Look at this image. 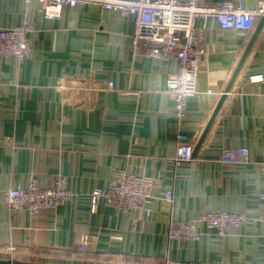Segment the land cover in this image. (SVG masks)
I'll return each mask as SVG.
<instances>
[{
  "label": "crops",
  "instance_id": "obj_1",
  "mask_svg": "<svg viewBox=\"0 0 264 264\" xmlns=\"http://www.w3.org/2000/svg\"><path fill=\"white\" fill-rule=\"evenodd\" d=\"M25 20L36 29L28 38L31 56L22 63L0 58V259L264 264V30L193 160L176 168L178 135L195 149L254 31L245 37L208 22L197 94L179 121L166 87L178 61L147 57L142 45L135 52L133 16L86 5L46 18L38 1L0 0V30ZM239 147L249 149V162L221 160ZM116 170L158 178L162 188L142 209L120 212L101 200L92 212L91 192L107 186ZM58 175L68 178L71 203L38 215L6 206L7 190L33 180L50 187ZM165 189H173L172 204L162 198ZM208 211L244 213L248 220L225 237L201 228L197 241L169 239L171 222L196 221ZM86 232L91 241L81 253Z\"/></svg>",
  "mask_w": 264,
  "mask_h": 264
},
{
  "label": "built area",
  "instance_id": "obj_2",
  "mask_svg": "<svg viewBox=\"0 0 264 264\" xmlns=\"http://www.w3.org/2000/svg\"><path fill=\"white\" fill-rule=\"evenodd\" d=\"M26 3L33 0H24ZM42 4L46 18H54L64 8L95 5L118 12L124 16H133L131 46L135 52L142 45L146 56L168 60L174 57L178 61V71L167 81V90L174 101L173 113L182 121L187 114V105L191 97L197 94V76L199 63L205 53L203 31L210 20L215 21L222 30H234L242 36H249L264 16V5L247 8L239 0H35ZM199 23L202 26L199 28ZM264 30V26L263 29ZM34 24L25 20L23 24L0 30V58L12 56L22 63L31 56L30 35L35 33ZM107 87L112 88L109 82ZM194 146L190 138L180 133L173 157L177 168L193 160ZM250 151L246 147L231 148L223 152L224 163L249 162ZM262 191V220L264 222V162L260 164ZM161 180L152 176L135 175L116 170L107 186L97 187L90 194L91 211L95 212L102 200L106 206L120 212L138 210L145 207L146 201L156 189H161ZM163 200L172 204L173 189H165ZM74 193L69 188L67 176L58 175L50 187H43L31 181L26 187L9 189L4 194L6 206L13 211L38 215L43 211L69 204ZM248 220L244 213L225 211L205 212L198 220L191 222H171L168 237L171 240H199L202 229L214 231L219 237H225L230 231L241 227ZM91 241L90 234L83 233L78 251H87ZM13 252L14 247L8 248ZM164 264H191L172 262L165 259Z\"/></svg>",
  "mask_w": 264,
  "mask_h": 264
},
{
  "label": "water",
  "instance_id": "obj_3",
  "mask_svg": "<svg viewBox=\"0 0 264 264\" xmlns=\"http://www.w3.org/2000/svg\"><path fill=\"white\" fill-rule=\"evenodd\" d=\"M263 26H264V16L259 20V22H258V24H257V26H256V28H255L252 36H251V39L247 45V48H246V50H245V52H244V54H243V56H242V58L238 64V66H237V68H236V70H235V72H234V74H233L222 98L220 99L215 111L212 114L211 119L209 120L204 132L202 133L199 141L196 144L193 155H195L197 153V151L199 150V148L203 144V141L205 140L207 134L209 133V130L213 124V121L215 120L219 110L221 109V107H222V105L226 99L227 94L230 92V90H231V88H232V86H233V84H234V82H235V80H236V78H237V76H238V74H239V72H240V70H241V68H242V66H243L252 46H253V44H254V42H255V40L257 39L260 32L262 31ZM0 264H52V263L32 262V261L15 260V259H0Z\"/></svg>",
  "mask_w": 264,
  "mask_h": 264
},
{
  "label": "rangeland",
  "instance_id": "obj_4",
  "mask_svg": "<svg viewBox=\"0 0 264 264\" xmlns=\"http://www.w3.org/2000/svg\"><path fill=\"white\" fill-rule=\"evenodd\" d=\"M15 260H19V259H15ZM27 261H32V260H27ZM32 262H37V261H34V260H33Z\"/></svg>",
  "mask_w": 264,
  "mask_h": 264
}]
</instances>
